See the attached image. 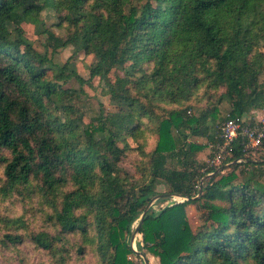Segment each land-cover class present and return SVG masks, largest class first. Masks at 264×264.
<instances>
[{"label": "trees", "instance_id": "trees-1", "mask_svg": "<svg viewBox=\"0 0 264 264\" xmlns=\"http://www.w3.org/2000/svg\"><path fill=\"white\" fill-rule=\"evenodd\" d=\"M46 11L65 39L45 26ZM25 22L45 34L43 49ZM67 46L95 56L90 78L108 81L116 111L101 105L85 122L88 95L65 84L88 79L73 56L59 65L49 54ZM256 109L264 0H0V255L148 264L131 258L134 229L155 196L178 195L147 209L140 249L160 264H264V145L247 152L238 139L209 165L197 158L207 144L189 140L215 144L223 121ZM190 204L201 211L196 229Z\"/></svg>", "mask_w": 264, "mask_h": 264}, {"label": "rangeland", "instance_id": "rangeland-1", "mask_svg": "<svg viewBox=\"0 0 264 264\" xmlns=\"http://www.w3.org/2000/svg\"><path fill=\"white\" fill-rule=\"evenodd\" d=\"M42 17L45 20L46 27H48L52 32L56 33L59 37H62L64 39L66 38V34H67L66 30L56 25L58 19L53 11L43 12ZM23 26H24L27 37L32 39L35 42V45L39 49H43L44 48L43 41H45L46 36L45 34L42 35L39 33L37 23L25 22L23 23ZM49 54H50V57L53 59V61L59 65L65 63V61H67L69 57L73 56L75 59L74 61L76 62V67L78 71L81 73L83 77L88 79L89 82L84 85L80 84L76 80H71L70 82L65 84V87H75L76 89L81 90L80 93H81L82 99L85 97V94L88 95L87 97H85V99L86 101H88L89 113H87L85 117V122H89L91 116L99 112L101 105L103 106L102 109H104L105 113H111L113 111H116L115 107L111 105L110 103L108 81L101 79L99 76L90 78L89 66L96 61V58L93 54L86 55L84 51H79L78 53L74 54L73 48L71 46L57 48L56 52H49ZM110 78L114 80L115 74L113 72L110 74ZM228 110H229V105L227 103H224V105L221 106L220 115L226 116L228 114ZM252 115L249 113L245 118L247 120H251L252 118H254ZM262 115H264V113ZM262 115L255 116V118L261 117ZM189 140L196 141L201 144L208 143V145L210 146L209 152L208 150H205L206 148L205 147L203 149L204 151H202L203 158L201 156V158H198V159L200 162L207 161V163L210 165L211 164L210 160H212V155H213V148L211 146V143L209 144V140H207L204 137L190 138ZM130 143L133 146H135L132 140H130ZM120 145L122 146L123 143H120ZM252 151H255V150H252ZM199 154H201V152ZM122 166L130 171H134L132 165L128 161H124L122 163ZM247 177L248 176L246 175L245 177L241 179H245ZM158 190L161 192H168L167 186H164V185H160L158 187ZM158 199H156L154 203H157ZM174 200L183 201V199L180 196L173 195L169 199L165 200L164 202L157 203L156 208H162L163 206H165L166 204ZM187 212H188L190 223L193 226V228L194 229L198 228L199 225L202 223L201 211L197 209L195 204H190L187 207ZM134 232H135V229H134ZM134 232L131 237V245L135 251H139V255L131 254V258H133L135 261H140V258L145 259L148 262V264H160L159 258L153 255L147 248H142V249L139 248L138 243H142V237H141V234L134 233ZM5 259L6 258L4 256L0 255V264H9L7 261H5ZM92 262H93V259L90 257L87 260L86 264H93ZM14 264H17V263H14Z\"/></svg>", "mask_w": 264, "mask_h": 264}, {"label": "built area", "instance_id": "built-area-1", "mask_svg": "<svg viewBox=\"0 0 264 264\" xmlns=\"http://www.w3.org/2000/svg\"><path fill=\"white\" fill-rule=\"evenodd\" d=\"M219 129L220 140L211 144L213 155L210 165L221 164L230 157L238 139L242 140L243 148L247 152L264 145V115L251 120L230 117L219 125Z\"/></svg>", "mask_w": 264, "mask_h": 264}, {"label": "crops", "instance_id": "crops-1", "mask_svg": "<svg viewBox=\"0 0 264 264\" xmlns=\"http://www.w3.org/2000/svg\"><path fill=\"white\" fill-rule=\"evenodd\" d=\"M264 113V109H258V110H253V111H251L250 112V114L253 116V117H255V116H259V115H262ZM212 144V143H211ZM209 148H210V146L208 145V143H207V145H206V148H205V150H208V152H209ZM211 150V149H210ZM202 151H204V150H202ZM201 151V154H198V156H197V158H201V156H202V158H203V152ZM200 153V152H199ZM199 160V159H198ZM205 163H207V161H205ZM208 164V163H207ZM251 171H253V166H250V168H249V172H251ZM249 175H250V173L249 174H247V176L249 177Z\"/></svg>", "mask_w": 264, "mask_h": 264}, {"label": "water", "instance_id": "water-1", "mask_svg": "<svg viewBox=\"0 0 264 264\" xmlns=\"http://www.w3.org/2000/svg\"><path fill=\"white\" fill-rule=\"evenodd\" d=\"M202 182H203V181H202ZM200 192H202V188L200 189ZM160 196H161V195H157V196H155V197H154V198L148 203L146 210H145L144 213L142 214L141 221L139 222L138 226L136 227L134 233H138L139 227H140V225H141V223H142V221H143V219H144V215H145L147 209H148V208H149V207L155 202V200L158 199ZM146 262H147V261H146ZM147 263H148V262H147Z\"/></svg>", "mask_w": 264, "mask_h": 264}]
</instances>
